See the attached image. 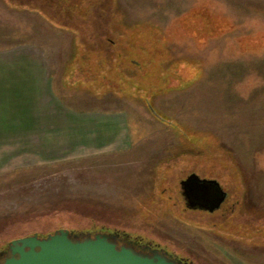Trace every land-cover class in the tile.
I'll list each match as a JSON object with an SVG mask.
<instances>
[{"label":"rangeland","instance_id":"1","mask_svg":"<svg viewBox=\"0 0 264 264\" xmlns=\"http://www.w3.org/2000/svg\"><path fill=\"white\" fill-rule=\"evenodd\" d=\"M25 1L3 3L22 10L24 34L36 31L70 78L92 77L85 107L121 111L129 140L4 169L0 250L34 233L104 227L194 264H264V0H102L99 45L56 1ZM191 175L228 194L222 214L186 210L180 185Z\"/></svg>","mask_w":264,"mask_h":264},{"label":"crops","instance_id":"2","mask_svg":"<svg viewBox=\"0 0 264 264\" xmlns=\"http://www.w3.org/2000/svg\"><path fill=\"white\" fill-rule=\"evenodd\" d=\"M21 12L0 0V173L8 167L68 161L104 147L126 148L124 114L114 108L85 107L82 92L96 95L86 90L92 77L70 78L71 65L55 63L51 48L40 44L36 31L24 34L16 14ZM94 40L97 45L102 42ZM73 95L77 96L72 101Z\"/></svg>","mask_w":264,"mask_h":264},{"label":"water","instance_id":"3","mask_svg":"<svg viewBox=\"0 0 264 264\" xmlns=\"http://www.w3.org/2000/svg\"><path fill=\"white\" fill-rule=\"evenodd\" d=\"M151 112L157 117L153 109ZM181 189L192 207L203 198H211L213 201L207 199L203 205H197L210 212L216 210L227 196L217 181L201 179L197 175L182 181ZM118 237L116 233H79L65 228L45 237L34 233L11 240L7 244V256L0 264H188L163 250H153L152 256H148L126 246L118 247L114 241Z\"/></svg>","mask_w":264,"mask_h":264},{"label":"trees","instance_id":"4","mask_svg":"<svg viewBox=\"0 0 264 264\" xmlns=\"http://www.w3.org/2000/svg\"><path fill=\"white\" fill-rule=\"evenodd\" d=\"M6 1L9 3L8 5H10V6L13 5L15 7H20L21 9H22L21 6L25 5V3H26L25 0H6ZM28 1H29V4H31V1L30 0H28ZM54 1L57 2L54 5V8L56 9V11L58 12L60 17L66 18L67 20H69L70 24H72V25L77 23V24H84L83 27H86L87 24H89V27H90L89 29H91V31H92L90 35H94L93 36L94 38H103V36H101V34L96 33V32L93 31V30H95V29H97L99 27L101 28V27H103L105 25L104 24V19L101 18L102 16L100 15L101 14L100 11H102V9H100V7H99L97 9V11L95 10L96 9V5L101 0H95V1L94 0H83V1L82 0H72L71 2L69 0H54ZM83 2H86V5L89 4L90 10H89L88 13H90V14H86V15L85 14L84 15L80 14L79 10L83 8V6H82V4H84ZM97 12H99L100 14L97 13ZM42 15L45 18H48L51 21V18L48 17L46 14L43 13ZM88 15L90 17L89 19L87 18ZM91 16L93 18H91ZM94 38H93V40H94ZM156 118L162 120V118L160 116L159 117L157 116ZM97 230H99V229H97ZM97 230L85 231V232H95ZM39 236L45 237L46 235L45 236L39 235Z\"/></svg>","mask_w":264,"mask_h":264},{"label":"flooded vegetation","instance_id":"5","mask_svg":"<svg viewBox=\"0 0 264 264\" xmlns=\"http://www.w3.org/2000/svg\"><path fill=\"white\" fill-rule=\"evenodd\" d=\"M102 1V0H101ZM83 5H86L83 4ZM98 9V6L96 5V11ZM94 10V11H95ZM98 13V12H97ZM89 17V15H88ZM185 180V178L183 179ZM182 189H181V185H180V194L182 196V200L184 202V206L186 208V210H188L189 212H206V215H209V214H214L216 211L220 212L221 211V207L222 205L226 202V200L228 199V196H226V198L224 199V201L220 204V206L210 212L209 210H206L204 208H201L199 207L200 205H203L205 201H207V199L213 201L211 198H206L204 199L203 198V201L201 200V202H195V207H191L188 205L189 203L185 200V197L183 196L182 194ZM227 194V193H226ZM228 195V194H227ZM213 204V203H212ZM199 205V206H197ZM222 214V211L220 212ZM98 232L99 231H103V232H109V233H116V234H119V237L114 240L118 247H121V246H126V247H129V248H132L133 250H135L136 252L138 253H141L143 255H148V256H152V251L153 250H160V251H165V252H168V254H170L173 258H176L178 260H181L182 263H188V264H194V262L192 260H190L189 258H184V257H181L179 255H177L176 253H173L167 249H165L164 247H162L161 245L159 244H153L152 242L150 241H145L143 238L141 237H133L127 233H124L123 231L121 230H118V229H108V228H104V227H101L99 230H97ZM7 247L0 250V260L4 259L6 256H7Z\"/></svg>","mask_w":264,"mask_h":264}]
</instances>
